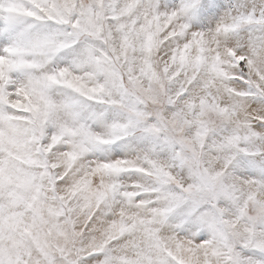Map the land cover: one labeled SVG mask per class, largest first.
Segmentation results:
<instances>
[{
    "label": "snow or ice",
    "instance_id": "1",
    "mask_svg": "<svg viewBox=\"0 0 264 264\" xmlns=\"http://www.w3.org/2000/svg\"><path fill=\"white\" fill-rule=\"evenodd\" d=\"M0 264H264V0H0Z\"/></svg>",
    "mask_w": 264,
    "mask_h": 264
}]
</instances>
